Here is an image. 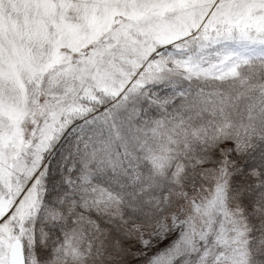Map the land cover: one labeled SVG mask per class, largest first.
Here are the masks:
<instances>
[{"label":"snow or ice","instance_id":"snow-or-ice-1","mask_svg":"<svg viewBox=\"0 0 264 264\" xmlns=\"http://www.w3.org/2000/svg\"><path fill=\"white\" fill-rule=\"evenodd\" d=\"M0 264H264V0H0Z\"/></svg>","mask_w":264,"mask_h":264}]
</instances>
